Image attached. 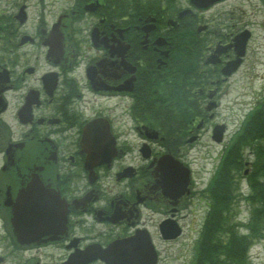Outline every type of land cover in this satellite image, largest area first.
<instances>
[{
	"label": "flooded vegetation",
	"instance_id": "flooded-vegetation-1",
	"mask_svg": "<svg viewBox=\"0 0 264 264\" xmlns=\"http://www.w3.org/2000/svg\"><path fill=\"white\" fill-rule=\"evenodd\" d=\"M228 1L0 0V264H58L79 250L107 264L99 255L120 239L147 254L144 235L160 258L187 233L207 114L246 58L229 73L249 28L221 25ZM263 111L260 95L262 138ZM89 124L117 148L86 168ZM33 179L60 192L67 220L21 244L8 220Z\"/></svg>",
	"mask_w": 264,
	"mask_h": 264
},
{
	"label": "rangeland",
	"instance_id": "rangeland-1",
	"mask_svg": "<svg viewBox=\"0 0 264 264\" xmlns=\"http://www.w3.org/2000/svg\"><path fill=\"white\" fill-rule=\"evenodd\" d=\"M228 3L232 6V13L221 17V25L232 28L233 26L240 27L246 24L253 32V36L249 41L248 53L243 65L230 79L232 86L230 93L224 99L223 108L215 111L213 120L210 119L208 122V126H213L214 122H226L229 126L226 134L227 140L235 137L251 113L252 106H256L257 100H260V89L264 95V0H229ZM223 9L228 10L230 7L223 4L218 8V10ZM212 14L211 12L210 16ZM212 142L209 133H205L202 136L200 152L195 155L201 163L196 165V180L198 179L201 182V187L194 184L197 190H200L197 196H201L203 188H206L212 179L214 169L217 170L215 159L223 149L222 145ZM259 142V138L255 139V143ZM261 142L264 143V140ZM242 151L245 158L253 159V150L250 145ZM211 170H213L212 173H210ZM245 186V180H242L239 187L248 190ZM203 194L207 197L206 192H203ZM205 205L204 201L201 202L194 211L195 215L192 222H190V230L187 231L184 237L173 243H162L159 246L160 248L163 247V252L158 264H194L193 260L196 259L198 254V245H195L198 235L196 230L199 229L202 223V216L206 211ZM235 205L237 213L234 218L241 217L238 228L241 233H245L247 223L245 220L249 215L247 203L239 198ZM238 264H264L263 235L260 236V243L249 250L245 261Z\"/></svg>",
	"mask_w": 264,
	"mask_h": 264
},
{
	"label": "trees",
	"instance_id": "trees-1",
	"mask_svg": "<svg viewBox=\"0 0 264 264\" xmlns=\"http://www.w3.org/2000/svg\"><path fill=\"white\" fill-rule=\"evenodd\" d=\"M253 126V127H252ZM260 128V116L255 115L247 122L244 130L238 135V141L232 156H227L223 167L216 175L213 191L214 201L211 203L199 242L196 264H238L245 261L247 248L254 238L264 233V163L262 165L263 181L254 177L253 192L250 194V215L246 226L249 235L240 234L235 217L236 209L233 200L237 194L234 191L231 168H239L238 151L241 143L254 140ZM258 155L262 154L257 150ZM264 156V153H263ZM260 166V158L255 162ZM260 170V168L258 169Z\"/></svg>",
	"mask_w": 264,
	"mask_h": 264
},
{
	"label": "water",
	"instance_id": "water-1",
	"mask_svg": "<svg viewBox=\"0 0 264 264\" xmlns=\"http://www.w3.org/2000/svg\"><path fill=\"white\" fill-rule=\"evenodd\" d=\"M27 193L28 192L19 196V200L14 204V216L12 217V221L15 226L18 224V221H21V219L24 217L27 219L35 220L37 217L33 213L34 210L40 211L41 217L44 218V215L49 211V208L51 209V206L47 205L48 202H53V198L51 195L47 194L46 198H44L43 200L35 198L32 202H34L35 200H40L42 204L37 208H30V206L27 205Z\"/></svg>",
	"mask_w": 264,
	"mask_h": 264
}]
</instances>
